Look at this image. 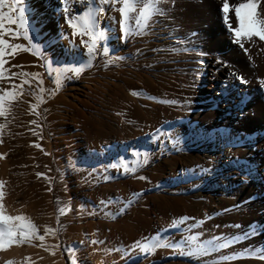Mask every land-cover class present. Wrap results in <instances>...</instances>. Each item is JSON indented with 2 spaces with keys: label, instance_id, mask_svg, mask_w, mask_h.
Instances as JSON below:
<instances>
[{
  "label": "bare ground",
  "instance_id": "bare-ground-1",
  "mask_svg": "<svg viewBox=\"0 0 264 264\" xmlns=\"http://www.w3.org/2000/svg\"><path fill=\"white\" fill-rule=\"evenodd\" d=\"M65 3L82 10V0H26L30 35L43 56L6 55L7 79H0L3 89L21 84L12 72L40 74L24 77L30 83L0 116L6 213L27 216L41 235L44 225L58 228L45 243L59 244L52 254L39 241L11 245L0 249V264H70L66 247L76 264H264L246 255L264 250V41H244L247 53L234 43L222 0H163L164 15L126 40L119 12L106 7L105 46L122 59L105 68L107 57H97L45 98L55 89L49 64L82 62L70 45ZM12 42L27 46L23 37ZM37 96L44 102L32 112ZM23 144L26 152L10 155ZM134 162L136 170L126 172L123 165ZM64 206L68 211L58 216ZM157 233L173 243L195 234L204 251L140 253L134 241Z\"/></svg>",
  "mask_w": 264,
  "mask_h": 264
},
{
  "label": "snow or ice",
  "instance_id": "snow-or-ice-1",
  "mask_svg": "<svg viewBox=\"0 0 264 264\" xmlns=\"http://www.w3.org/2000/svg\"><path fill=\"white\" fill-rule=\"evenodd\" d=\"M73 3H81V0H73ZM25 5L26 0H0V79H7L4 75L7 71L4 68V64L6 63L4 57L6 55L14 56L17 52L24 51L30 52L33 56H43L40 45L35 43L34 38L30 35L27 18L28 9ZM5 7H7V11L4 10ZM106 7L119 12L121 40H126L130 36H142L146 34L152 21L156 17L164 15L163 0H82V10L76 12L72 11L69 3H65L63 11L65 22L70 30V45L81 54L82 62H78L75 66H60L57 68H53L49 64L48 71L52 83L55 85V89L49 92V95L54 96L61 89L65 80L78 77L85 69H91L97 57H107L102 62V66L105 68L109 64L122 59V57L111 56L109 48L105 46L108 30L101 26V19L105 15ZM220 10L223 14L224 23L233 37V42L244 49L245 53H247L248 49L244 47V41H249V46H251L253 38L264 41V4L261 3V0H240L239 3L231 5L229 4V0H222ZM230 12L234 13V27L233 22L230 20ZM12 25H15V27L13 28ZM20 37H23L27 41V46L23 43L12 42ZM77 37L79 38L78 44L76 43ZM44 62L48 64L46 59ZM14 67L19 68L21 66L14 65ZM231 74L242 84L246 83L242 77L235 73ZM10 75L11 77L19 75L21 77V84H27L30 81L24 79V77L30 75L33 78H38L40 74L12 72ZM37 82L41 85L43 84V80L41 79H38ZM21 84L12 83L11 88L0 89V116H7L10 112V107L8 106L10 102L21 96L23 91ZM260 85L264 88V79L260 80ZM17 89H20V91H17ZM43 91L44 89L40 88V92ZM131 95L137 96L139 93L133 91ZM43 102V99L37 96V103L30 104L29 110L35 112L38 105ZM164 102L167 103L168 101ZM29 123L35 124L36 121H29ZM4 127V124H0V129H4ZM28 130L32 131L31 129ZM33 135H36L34 131ZM0 143H2V140H0ZM35 146L39 147V145ZM4 155L0 153V159H3ZM144 163H147L146 159ZM123 167L129 173L136 170L135 162L133 167H128L127 165H123ZM42 175V173H36L37 177ZM138 178L145 179L143 176ZM45 179L47 180V177ZM5 184L6 181L0 180V249H6L11 245L18 246L24 243L32 244L33 241H39V244L36 246L42 247L49 254H52V250L58 246L59 241L57 240L56 244L48 247L45 243V237L49 235L56 236L59 229L44 225L42 226L43 234L41 235L38 232V226L27 216L23 214L8 215L3 204ZM48 190L50 191L51 189L49 188ZM133 195H138V193H134ZM57 202L59 203L58 200ZM67 211L68 207L64 206L57 209V214L59 216ZM186 219L188 218L180 217L179 222L182 223ZM197 223L200 222L198 221ZM176 224L177 221L174 220L172 226H176ZM60 227L62 228L63 226L61 225ZM202 243L195 234L183 237L181 241L175 243L160 239L159 233L153 238H146L143 242L134 241L135 247L143 254L150 255L156 249L168 247L172 249L179 248L181 250L180 254L188 257L202 254L204 251L201 247ZM185 247L188 248L187 251L183 250ZM64 251L69 254L70 264H76L73 248L66 247ZM246 255L259 256V259L264 260V250L261 253L250 251ZM5 264H13V262L9 260Z\"/></svg>",
  "mask_w": 264,
  "mask_h": 264
},
{
  "label": "rangeland",
  "instance_id": "rangeland-1",
  "mask_svg": "<svg viewBox=\"0 0 264 264\" xmlns=\"http://www.w3.org/2000/svg\"><path fill=\"white\" fill-rule=\"evenodd\" d=\"M5 11H7V7H5V9H4ZM42 15H36V19H39L40 17H41ZM52 86H50V88H51ZM49 96V93L46 95V97L45 98H47ZM45 133V135H46V137H47V141H48V148H49V150L48 151H50V149H51V138L49 137V134H48V132H44ZM9 143H12V141H9ZM27 148H28V146L26 145V144H23V145H21L20 147H16V148H14L13 150H12V152H11V154L10 155H17V154H19V153H21V152H26L27 151ZM160 249H164V248H160Z\"/></svg>",
  "mask_w": 264,
  "mask_h": 264
}]
</instances>
